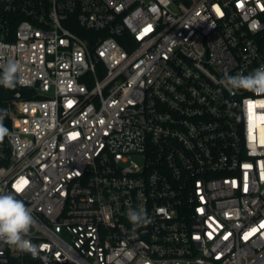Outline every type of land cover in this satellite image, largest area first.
Listing matches in <instances>:
<instances>
[{
	"label": "built area",
	"instance_id": "2783aa9c",
	"mask_svg": "<svg viewBox=\"0 0 264 264\" xmlns=\"http://www.w3.org/2000/svg\"><path fill=\"white\" fill-rule=\"evenodd\" d=\"M8 59L0 192L43 250L0 264H264V92L219 83L264 65V0H0Z\"/></svg>",
	"mask_w": 264,
	"mask_h": 264
},
{
	"label": "clouds",
	"instance_id": "9594fccd",
	"mask_svg": "<svg viewBox=\"0 0 264 264\" xmlns=\"http://www.w3.org/2000/svg\"><path fill=\"white\" fill-rule=\"evenodd\" d=\"M20 72L19 63L13 59L0 64V86L7 89L15 88L18 83L22 82ZM219 83L229 91L243 89L257 93L264 92V65L246 76L239 73L236 75L225 73ZM7 115L6 109H0V141L11 135L10 130L4 124ZM20 193L21 191H18L16 187L11 192H0V242L20 252L31 254L33 258H38L43 248L29 239L31 230L35 227V217L31 208L23 200L17 198ZM127 219L133 229L151 222L142 206L129 207Z\"/></svg>",
	"mask_w": 264,
	"mask_h": 264
},
{
	"label": "snow or ice",
	"instance_id": "6c2138e0",
	"mask_svg": "<svg viewBox=\"0 0 264 264\" xmlns=\"http://www.w3.org/2000/svg\"><path fill=\"white\" fill-rule=\"evenodd\" d=\"M26 184H27V181L23 180L21 182H18L16 185H14V187H16L18 191H23ZM262 226H264V225H262ZM253 231H256V230L254 229ZM246 236H247V234H246Z\"/></svg>",
	"mask_w": 264,
	"mask_h": 264
},
{
	"label": "trees",
	"instance_id": "16d2710c",
	"mask_svg": "<svg viewBox=\"0 0 264 264\" xmlns=\"http://www.w3.org/2000/svg\"><path fill=\"white\" fill-rule=\"evenodd\" d=\"M118 41L123 45V42L121 40L118 39ZM8 98H9L8 93L1 96V100H3V101L8 99Z\"/></svg>",
	"mask_w": 264,
	"mask_h": 264
},
{
	"label": "water",
	"instance_id": "95a60500",
	"mask_svg": "<svg viewBox=\"0 0 264 264\" xmlns=\"http://www.w3.org/2000/svg\"><path fill=\"white\" fill-rule=\"evenodd\" d=\"M93 44H94V41L89 42L90 47L93 46Z\"/></svg>",
	"mask_w": 264,
	"mask_h": 264
}]
</instances>
